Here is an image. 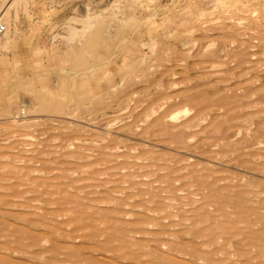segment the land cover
<instances>
[{"label":"bare ground","instance_id":"1","mask_svg":"<svg viewBox=\"0 0 264 264\" xmlns=\"http://www.w3.org/2000/svg\"><path fill=\"white\" fill-rule=\"evenodd\" d=\"M244 2L181 0L160 21L82 8L28 93L61 125L29 164L0 156V264H264V0L247 27Z\"/></svg>","mask_w":264,"mask_h":264},{"label":"rangeland","instance_id":"2","mask_svg":"<svg viewBox=\"0 0 264 264\" xmlns=\"http://www.w3.org/2000/svg\"><path fill=\"white\" fill-rule=\"evenodd\" d=\"M10 1V3H9ZM0 0V10L1 8L4 6L3 13H5V9L6 12L8 10V14H9V19L7 20L6 17H8V14L6 13L5 15V22L4 24L5 26L8 27L10 34H7L5 36H2L0 38V118L3 117L5 118V120L3 118L0 119V128L4 129L7 128L9 125H13L12 122H14L16 128L18 127V134H12V135H6L7 133H3L2 130H0V156H4L1 157V159H4L6 162H10L12 160V162L15 163V158H18L17 155H20V152L23 151V155H25V158L22 160V156H21V160L20 158L17 160L16 163L21 164V165H27L30 162H32L33 160L29 161L28 157L32 158V154H30V150L34 147V145L36 144V141L39 139H42L43 135L41 137H39L41 135V131H45L46 129L51 130L55 125H61V121L60 119L54 117L55 114L51 113V112H35L33 107L35 108L36 106H34V101L31 99V96L28 94L30 93V85H34V82L32 83L31 79L36 78L37 79H46L49 80V82L51 81L50 78L53 77L55 75V68L57 67V58L56 56L59 54V51H62V45L64 44L63 42H67V40H64L63 37L65 35V39L68 38L70 36L69 34V27H74V29L79 28L80 24L79 22H77V20L79 19L80 15H82L84 12L83 10L89 11V13L93 12L94 14H99L101 11L102 12H108L111 10H115L117 5H118V9H117V13L120 15V13H125V14H133L135 15L138 19H142L140 21H144L143 19L146 18L147 16V12L148 13H152V12H156V19H159L157 21H160L161 18H163L164 16H169L170 15V11L173 8L174 10H177L182 4L180 3L181 0H115L116 2H114V0H26V2H22L21 0H14L15 3L13 2V0ZM21 1V2H20ZM25 1V0H24ZM93 1V2H92ZM97 4H95L96 2ZM101 1V2H99ZM104 1V2H103ZM127 1V2H125ZM261 0H245V4L243 3V8L241 9L239 7V12L238 13V17L241 18V20L243 21L242 26L243 27H247L248 24H246V20L248 23V19L254 18V17H258L259 16V8L261 7L262 3L260 2ZM263 1V0H262ZM3 2V3H2ZM20 2V5H18ZM34 2V3H33ZM53 2V3H51ZM65 2V3H64ZM86 2H89L86 4ZM92 2V3H91ZM109 2V3H107ZM113 2V3H112ZM121 2V3H120ZM132 2V3H131ZM154 2V4H153ZM158 2V3H157ZM178 2V3H176ZM255 2V3H254ZM2 3V4H1ZM8 3V4H6ZM17 3V4H16ZM26 3V4H25ZM57 3V4H56ZM83 3V5H82ZM91 3V4H90ZM94 3V4H93ZM162 5H161V4ZM167 3V4H166ZM261 3V4H260ZM14 4V6H13ZM26 6V8L24 10L25 14L21 11V9ZM47 4V5H46ZM50 4V7H49ZM81 4V5H79ZM103 4V5H102ZM114 4V5H113ZM139 4V5H138ZM156 4V5H155ZM160 4V5H158ZM165 4V5H163ZM178 4V5H177ZM181 4V5H180ZM257 4V5H254ZM30 5V6H29ZM89 5L92 8H89ZM97 5V6H96ZM109 5V6H108ZM116 5V6H115ZM122 5V6H121ZM252 5V6H251ZM259 5V6H258ZM2 6V7H1ZM22 6V7H21ZM52 6V7H51ZM77 6V7H76ZM81 6V7H78ZM85 6V7H84ZM100 6V7H99ZM120 6V7H119ZM127 6V7H126ZM161 6V7H160ZM72 7V8H71ZM75 7V9H74ZM96 7V8H95ZM107 7V8H106ZM115 7V8H114ZM177 7V8H176ZM8 8V9H7ZM21 8V9H20ZM53 8V9H52ZM85 8V9H84ZM100 8V9H99ZM136 8V9H135ZM147 8V9H145ZM149 8H151L149 10ZM28 9V10H27ZM44 9L46 11H44ZM57 9V10H56ZM73 9V11H72ZM88 9V10H87ZM93 9V10H92ZM95 9V10H94ZM103 9V10H102ZM107 9V10H106ZM110 9V10H109ZM121 9V10H120ZM156 9V10H155ZM1 10V11H2ZM32 10V12H31ZM43 10V11H42ZM82 12H80V11ZM98 10V11H97ZM120 10V11H119ZM137 10V11H136ZM147 12H146V11ZM254 10L256 12H254ZM78 11V12H77ZM100 11V12H99ZM126 11V12H125ZM141 11V12H140ZM242 11V13H241ZM245 11V12H244ZM253 11V12H252ZM31 12V13H29ZM35 14H34V13ZM43 12V13H42ZM80 12V13H79ZM101 12V13H102ZM251 12V13H250ZM24 15H22V14ZM28 13V14H27ZM52 13V14H51ZM72 13V14H71ZM139 13V14H138ZM14 14V15H13ZM33 14V15H32ZM46 14V15H44ZM57 14V15H56ZM77 14V15H76ZM80 14V15H79ZM159 14H161L159 16ZM253 14V15H252ZM42 15V16H41ZM52 17H51V16ZM69 15V16H68ZM79 15V16H78ZM158 15V17H157ZM14 16H16L15 19ZM24 16V17H23ZM50 16V18H49ZM63 17V20L61 17ZM71 16V17H70ZM74 16V17H72ZM139 16V17H138ZM163 16V17H162ZM250 16V17H249ZM37 17V18H36ZM57 17V18H56ZM59 17V18H58ZM70 19L68 20L67 19ZM78 17V18H77ZM11 18V20H10ZM18 18V20H17ZM24 18V19H23ZM33 18V19H32ZM55 20H54V19ZM61 18V19H60ZM66 18V19H64ZM76 19V21H73L72 19ZM81 18V17H80ZM248 18V19H247ZM32 19V20H31ZM36 19V20H34ZM60 19V20H59ZM18 22H16V21ZM31 20V21H30ZM38 20V21H37ZM54 20V21H53ZM68 20V21H67ZM72 20V24L71 21ZM8 21V22H7ZM35 22L37 24H35ZM51 22H53L51 24ZM56 22V23H55ZM62 22V23H60ZM65 22V23H63ZM69 22V23H68ZM74 22V24H73ZM78 23V25L76 23ZM4 23V22H3ZM2 23V24H3ZM13 23V24H11ZM16 23V24H15ZM67 23V24H66ZM19 26H16V25ZM49 24V26H47ZM71 24V25H70ZM38 25V26H37ZM42 25V26H41ZM64 25V26H63ZM65 25H67L65 27ZM40 26V27H39ZM47 26V27H46ZM52 26V27H50ZM61 26V27H60ZM6 27V28H7ZM55 27V28H54ZM59 27V28H58ZM65 27V31L63 30ZM39 28V29H38ZM43 28V29H42ZM63 28V29H62ZM58 29V30H56ZM63 30L64 32L60 31ZM16 30V31H15ZM29 30V31H28ZM37 30V31H36ZM41 30V31H40ZM52 30V31H51ZM54 30V31H53ZM21 31V32H20ZM40 31V32H39ZM19 32V33H18ZM32 32V33H31ZM44 32V34H43ZM55 32V33H54ZM59 32V33H58ZM61 32V33H60ZM67 35H66V33ZM14 33V34H13ZM31 33V34H30ZM37 33V34H35ZM39 33V34H38ZM42 33V35H41ZM60 34V35H56L55 34ZM63 33V34H62ZM18 37H17V35ZM45 34L47 35V37L45 36ZM62 34V35H61ZM69 34V35H68ZM13 35H15V38ZM39 35L40 37L38 38ZM53 35H55V38H53ZM9 36V37H8ZM11 36V37H10ZM21 36V37H20ZM51 36L54 40L51 39ZM59 36H60V40H59ZM10 39H8V38ZM7 38V39H6ZM27 38V39H26ZM35 38V39H34ZM41 38H48L47 41L43 42ZM2 39V40H1ZM9 40V42L7 41ZM63 39V40H62ZM13 40V41H11ZM58 40V41H56ZM5 44H4V42ZM11 41V42H10ZM21 41V42H20ZM33 43H32V42ZM38 41V42H37ZM51 41V43H50ZM53 41V42H52ZM56 41V43H55ZM14 42V43H12ZM49 42V43H48ZM7 43V44H6ZM9 43L12 47H9ZM37 43V44H36ZM54 43V44H53ZM23 44V45H22ZM49 44V46H48ZM52 44V45H51ZM59 44V45H58ZM6 45V46H5ZM26 45V46H25ZM41 45V46H40ZM43 46V47H42ZM9 50H8V48ZM16 47V48H15ZM39 48V50L35 53L36 48ZM58 47V48H57ZM4 48V49H3ZM6 48V50H5ZM24 50H23V49ZM42 48V49H40ZM44 48V49H43ZM35 49V50H34ZM2 50V51H1ZM17 52H16V51ZM44 50H48V51H44ZM31 51V52H30ZM42 51V53H41ZM2 52V53H1ZM34 52V53H33ZM54 52V53H52ZM24 53V54H23ZM27 55H26V54ZM33 53V54H32ZM52 56H49L48 54H50ZM13 54V55H12ZM19 54V55H18ZM42 54V55H40ZM48 56H46V55ZM6 55V56H5ZM12 55V56H11ZM35 55V56H34ZM56 55V56H55ZM27 56V57H25ZM22 57V58H20ZM51 57V59H50ZM5 58V59H4ZM29 58V60H28ZM33 58V59H32ZM45 58V59H44ZM50 59V60H49ZM22 60V61H21ZM35 60V61H34ZM45 60L47 62H45ZM56 60V61H55ZM5 61V62H4ZM21 61V62H20ZM34 61V62H33ZM38 62V63H36ZM16 63V64H15ZM32 63V64H31ZM24 64V65H23ZM38 64V66L36 65ZM11 65V67H10ZM22 65V66H21ZM27 65V66H25ZM55 65V66H52ZM37 66V67H36ZM45 66V67H44ZM29 67V68H28ZM31 67V68H30ZM33 67V68H32ZM36 67V68H35ZM47 67H49L48 69H46ZM55 67V68H54ZM4 68V69H2ZM28 68V70L26 69ZM23 69V71L21 70ZM34 70L29 71V70ZM38 70V71H36ZM52 70V72H51ZM54 70V71H53ZM7 71V72H6ZM25 72V73H24ZM39 72V73H37ZM43 72V73H42ZM29 73V74H28ZM42 73V74H41ZM53 73V74H51ZM15 74V75H14ZM22 74V75H21ZM10 75V76H9ZM14 75V76H13ZM17 75V76H16ZM9 76V77H8ZM51 76V77H50ZM2 77V78H1ZM12 78V79H11ZM22 78V79H21ZM35 78V79H36ZM36 79V80H37ZM16 80V81H15ZM18 80V81H17ZM15 82V83H14ZM12 83V84H11ZM14 84V86H13ZM17 84V85H16ZM36 84V83H35ZM32 85V86H33ZM8 88H7V87ZM3 87V88H2ZM14 87V88H13ZM25 87V89H24ZM5 88V89H4ZM9 89V90H6ZM27 89V90H26ZM3 91V92H2ZM22 91V92H21ZM2 92V93H1ZM9 92V93H8ZM4 93V94H3ZM8 93V94H7ZM27 93V94H26ZM11 94V95H10ZM12 94H18V98L15 95ZM24 94V95H23ZM21 98H19L20 96ZM13 97V98H12ZM16 97V98H15ZM25 97V98H23ZM9 98V99H8ZM15 99V100H14ZM19 99H23L20 100L21 102H19ZM12 100V101H10ZM18 100V101H16ZM3 102V103H2ZM9 102V103H8ZM31 102V103H30ZM20 103H22L20 106ZM26 103V105L24 104ZM108 103V104H107ZM102 104V106L100 107V111L99 112H105L107 111V107H109L111 105L110 102H107ZM126 103V105H125ZM7 104V105H6ZM19 104V105H18ZM29 104L31 105V107L29 106ZM107 104V105H106ZM17 105V106H16ZM125 105V107H124ZM4 106V107H3ZM14 108H13V107ZM104 106V107H103ZM121 106V107H120ZM123 106V107H122ZM128 103L127 102H121L118 106H113V109H116L115 112H113L111 115L118 117V116H122V115H126L125 112L128 110L127 109ZM25 108V109H21ZM15 108L18 110H15ZM29 108L30 110V114L28 113L29 110H27ZM106 108V109H105ZM126 108V109H125ZM104 109V111H103ZM117 109L119 111H117ZM124 109V110H123ZM13 110V111H12ZM15 110V111H14ZM24 110V111H23ZM31 110H33V113L31 112ZM122 110V111H121ZM17 111V113H16ZM3 112V113H2ZM25 112V113H24ZM27 112V113H26ZM119 112V113H118ZM8 113V114H7ZM37 113V114H36ZM40 113V114H39ZM80 113V112H79ZM79 113H77L78 116L74 115V117H82L83 114L79 115ZM117 113V114H116ZM10 114V115H9ZM14 116H13V115ZM24 114V115H23ZM29 114V115H28ZM97 114H99L97 112ZM115 114V115H114ZM119 114V115H118ZM121 114V115H120ZM17 115V116H16ZM23 115V116H22ZM47 115V116H46ZM118 115V116H117ZM6 116V117H5ZM8 116V117H7ZM16 116V119H15ZM33 116V117H32ZM41 116V117H39ZM90 116V115H88ZM22 117V118H21ZM25 117V118H23ZM31 117V118H30ZM43 117V119H42ZM45 117V118H44ZM91 117V116H90ZM124 117V116H123ZM7 118V119H6ZM20 118V119H19ZM41 118V119H38ZM14 119V120H13ZM24 119V120H23ZM29 119V121H28ZM35 119V120H34ZM78 119V118H76ZM13 120V121H12ZM49 120V121H48ZM51 120V121H50ZM10 121H12L10 123ZM19 121V122H18ZM27 121V122H26ZM39 121V122H38ZM48 121V122H47ZM22 122V123H21ZM43 122V123H42ZM56 122V123H54ZM3 123V124H1ZM5 123V124H4ZM20 126H18L17 124ZM77 123V122H76ZM9 124V125H8ZM120 123H118L117 125H119ZM2 125V127H1ZM7 125V126H6ZM80 126V124H78ZM4 126V127H3ZM27 126V127H26ZM25 127V128H22ZM253 127V126H252ZM21 128V129H20ZM57 128V127H55ZM86 128V127H85ZM34 130V131H33ZM77 130L81 132V137L78 138H85V134L87 133L86 129H83V126L77 127ZM86 130V132H85ZM47 131V130H46ZM94 131H98V133L100 132L99 130H94ZM23 132V133H22ZM33 132V133H32ZM14 135V136H13ZM27 135V136H25ZM88 135V134H87ZM4 136V139L3 137ZM18 136V137H17ZM13 137V138H12ZM28 139H27V138ZM29 137L32 138L31 140H29ZM248 137V135H247ZM87 138V137H86ZM24 139V140H23ZM21 140V141H20ZM248 140V138H247ZM17 141V142H16ZM24 141V142H22ZM88 141V140H87ZM250 141H253V136L250 137ZM250 141L248 140V142L250 143ZM24 143V144H23ZM29 143V144H28ZM32 143V145H30ZM23 144V145H22ZM14 145V146H13ZM29 145V146H27ZM5 146V148H4ZM10 146V147H9ZM19 146V147H18ZM21 146V147H20ZM24 146V147H23ZM27 146V147H26ZM26 147V148H25ZM38 147V146H37ZM40 147V146H39ZM11 149V150H10ZM15 149V150H14ZM4 150V151H3ZM22 150V151H20ZM3 151V152H2ZM11 151V152H9ZM27 153V154H26ZM8 154H11L10 156ZM16 154V155H15ZM30 154V156H29ZM6 155V156H5ZM15 155V156H14ZM12 156V157H11ZM8 157V158H7ZM36 163V164H35ZM17 164V165H18ZM37 165V162H33V165H31L32 167ZM38 166V165H37Z\"/></svg>","mask_w":264,"mask_h":264},{"label":"built area","instance_id":"3","mask_svg":"<svg viewBox=\"0 0 264 264\" xmlns=\"http://www.w3.org/2000/svg\"><path fill=\"white\" fill-rule=\"evenodd\" d=\"M6 31V27L5 25H3L1 22H0V36H2L4 34V32Z\"/></svg>","mask_w":264,"mask_h":264}]
</instances>
